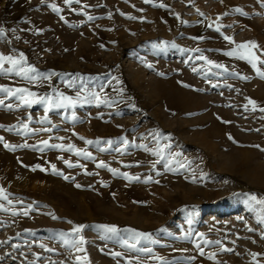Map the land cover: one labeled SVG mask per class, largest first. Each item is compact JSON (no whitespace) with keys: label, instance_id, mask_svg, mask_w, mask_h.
Here are the masks:
<instances>
[{"label":"rangeland","instance_id":"obj_1","mask_svg":"<svg viewBox=\"0 0 264 264\" xmlns=\"http://www.w3.org/2000/svg\"><path fill=\"white\" fill-rule=\"evenodd\" d=\"M51 5L62 8L64 0H0V28L7 33L0 37V52L17 56L23 52L40 74H52L50 80L36 84L14 75H0V85L27 87L40 95L62 92L70 96L81 90L83 80L86 90L81 91L86 96L100 93L111 103H88V107L78 103L74 108L50 112L39 103L13 110L0 107V125L23 122L36 130L21 126L19 131L10 132L0 127V187L5 194H11L13 201L12 205L5 202L9 211H0V264H264V255L255 261L253 257L254 253L264 254V223H258L264 218V205L258 203L264 200L261 177L236 178L228 173L224 176L226 183L215 190L210 182L217 170L209 173L204 169L203 148L189 140L207 126L201 118L208 107L237 113L236 118L247 125L242 133L249 138L264 133V78L246 60L224 54L238 44L254 41L258 45L255 54L264 60L260 56L264 51V2L80 0L60 17ZM237 7L243 12L232 11ZM81 8L87 15L81 13ZM225 12L229 14L218 20ZM88 15L96 19L89 21ZM214 22L225 27L216 31ZM126 26L130 33L120 41L117 31ZM111 33L115 39L106 44ZM147 33L153 38L145 36ZM225 35L234 37L235 43L226 41ZM72 37L75 39L71 44ZM79 39L88 46L80 53ZM150 53H156V60L164 64L147 68L150 84L154 82L155 87L162 73L166 78L178 77L185 90L208 98L207 107L173 115L164 127L158 122V141L153 139L156 134L151 130L159 108L155 94L145 84L134 85L128 74L130 64L144 67ZM201 54L227 66L229 71L217 76L212 73L222 69L213 67L209 73L211 66L195 59ZM257 67L264 71V63L258 62ZM193 68L199 71L194 72ZM232 71L249 79L233 76ZM68 80L78 87L69 88ZM0 99H5L6 104L18 103L3 94ZM118 134L128 141L147 144L150 149H160L164 157L182 153L177 159L187 167L174 164L179 170L169 171L161 156L135 144L118 152L117 148H124L122 140L115 139ZM108 139L114 141L111 146L105 143ZM87 140L101 143L88 144ZM44 141L65 147H45ZM4 143L37 147L12 150L5 148ZM68 145L91 153L92 158L68 151ZM165 145L170 147L165 150ZM101 147L107 150L101 151ZM66 161L76 166L69 167ZM100 161L108 167H99ZM36 165L40 167L33 170ZM119 173H128L129 177ZM149 177L151 182H145ZM231 189L236 191L234 196H228ZM29 205L33 208L26 216L22 209ZM77 225L86 226L76 237L78 240L82 236L86 241L79 251L61 242L65 236L71 240L69 232ZM110 226H116L118 232H109ZM137 233L144 234L137 237L139 247H125L123 241L133 242ZM204 240L221 243L209 245ZM224 248L232 251H223Z\"/></svg>","mask_w":264,"mask_h":264},{"label":"snow or ice","instance_id":"obj_2","mask_svg":"<svg viewBox=\"0 0 264 264\" xmlns=\"http://www.w3.org/2000/svg\"><path fill=\"white\" fill-rule=\"evenodd\" d=\"M150 0H145V3H149ZM262 2H264V0H262ZM64 3L66 5H69L71 6L73 3H80V0H64ZM160 7H166L165 5L163 4H160L159 5ZM51 7L53 8L54 11H57V12H61L62 9L57 7L56 5H51ZM71 11L75 12L76 9H71ZM81 13L84 14V15H87L86 12L83 11V8H81ZM141 11H143V9H141ZM232 11H235V12H243V9L237 7V8H234L232 9ZM229 13L228 12H225L221 15V17L218 18L219 19H222L223 15H228ZM201 15H203L201 13ZM132 19H135V17H130ZM96 19L95 17L91 16V15H88V20L91 21V20H94ZM184 23H187L186 21H182ZM215 30L216 31H221L222 27H225L224 25H220L218 23H215ZM208 27H214L213 24H209ZM15 31V30H13ZM7 33L5 31V29L3 28H0V37H6ZM16 39H19V37H16ZM194 39H203V37H195ZM224 39L226 41H230L232 43H235L234 41V37H231V36H227L225 35L224 36ZM258 48V45L256 44V42L254 41H248V42H244V43H241V44H238L236 46V48L232 49V50H228L226 51L224 54L229 56V57H234V58H238V59H242V60H246L247 62H249L250 64H252V66L254 68H256L257 70V74L261 77V78H264V71H261L258 67H257V63H264V60H261L259 56H257L254 52V49ZM191 51V50H189ZM195 51L197 53H202V50L201 49H195ZM260 56H264V51H262L260 53ZM189 59H193V58H189ZM195 59H199V60H204L207 62V64L211 67H209L208 69V72L211 73L212 72V68H216V69H222V71H218V72H215V73H212L214 75H217V76H223L225 72H228L229 69L227 66L223 65V64H220L218 62H214L210 59H208L207 57L203 56L202 54L198 57H195ZM8 65L7 67L5 65ZM149 67H151V65H149ZM193 71L194 72H198L199 69L197 68H193ZM231 75L233 76H236L240 79H249V77L247 76H244L243 74L239 73V72H235V71H232L230 73ZM0 75H5V76H16V77H19L21 78L22 80L24 81H27L28 83H31V84H36L37 82H40V83H43L44 81L46 80H50L51 79V73L49 74H40L38 69L35 68V66L33 65H30L27 61V58L26 56L24 55L23 52H20L17 55H13V54H4L2 52H0ZM161 75H163L161 73ZM66 84L69 88H75L76 85L71 81V80H68L66 81ZM219 86L218 84L217 85H213V87H217ZM81 90H86V85H84L83 81H81ZM81 90H78L76 92V96L73 97V96H69V95H66L62 92L59 93V95H48V94H43V95H40L36 92H33L31 91L29 88L27 87H11V86H4V85H0V94H3L4 97H6L8 100H12L13 98H15L18 103L16 105H13L12 103H5V99H0V107H6L8 110H13L14 107L16 108H19L21 106H31L33 104H43L45 106V111L46 112H50L52 111L53 109H64V108H68V107H72L74 108L78 103H80V97L82 95V91ZM58 90H54V93L57 92ZM84 100L87 102V103H95L96 106H99L101 104H107L109 103V98L104 95V97L102 98L101 97V94L100 93H96V92H93L91 97H88V96H84ZM249 102L250 103H254L253 101H251L249 99ZM245 109L247 110V105H245ZM255 110V109H254ZM73 118L75 119V116H73ZM45 120L48 119L47 116L44 117ZM21 126L24 128V129H28L29 131H36V130H33V129H29L28 128V124L27 123H18L17 125H11V126H7V125H0V127H4V128H7L8 131H19ZM43 131H48L50 129H42ZM81 139H85L84 137H80ZM153 139H158V136L157 135H154L153 134ZM3 138L0 137V141H2ZM87 143L88 144H100L101 141L100 140H96V141H93V140H87ZM105 143L108 145V146H111L114 141L111 140V139H108L107 141H105ZM122 143L124 145V148L121 149V148H117L116 151H121V150H124V151H127V147L129 145V141L127 140V137H124L123 140H122ZM42 144L45 146V147H51V148H57V149H64V145L62 144H50L49 142L47 141H44L42 142ZM135 147L137 148H144L146 151H151L153 153V155H156V156H161L162 159L165 160L164 162V167L167 168L169 171H172V170H179V168H183V167H187L186 164H184L182 161H180L179 159H177L178 157L182 156L183 154L182 153H168L167 157H164L162 156V152L160 149H150L148 147L147 144H135L134 145ZM4 147L5 148H9V149H12V150H15L16 148H29V147H37L36 145H29L27 143L25 144H21V145H12V144H9V143H4ZM165 150L167 148L170 147V145H165ZM40 151H43L44 148H40L39 149ZM67 150L68 151H74L76 152L77 155H82L84 156L85 158H92L91 156V153L89 152H86V151H83V150H79V149H76V146L75 145H68L67 146ZM101 151H106L107 149L104 148V147H101L100 149ZM62 159V158H61ZM66 163L69 165V167H74L76 166L72 161H66ZM139 163V162H137ZM178 165L179 168H174L173 165ZM40 167L39 165H36L33 170H35V168H38ZM99 167H102V168H106L108 167V165L103 162V161H100L99 162ZM152 168L155 169L156 168V163H153L152 164ZM53 169L55 170V165H53ZM111 171L113 172H116V169H110ZM120 175H123L125 176V178H128L129 177V174L128 173H119ZM65 179H69L68 176H65L64 177ZM132 179H139V177H132ZM145 182H151V177L147 178V180ZM158 182V181H157ZM76 187H81V185L77 184ZM10 195L11 194H5V191L2 187H0V211H9L10 209L5 207V202L8 204V205H12L13 204V201L12 199H10ZM253 200H257V198L255 196L252 197ZM18 203L20 204H23V201H18ZM259 204L261 205H264V200H259L258 201ZM33 206L32 205H29L28 206V209H22V212L24 215H29V212L30 210H32ZM19 213H16V212H13V215H18ZM54 219L56 218H59V217H55L53 216ZM258 223H264V218H262L261 220L258 221ZM86 227L85 225H77L75 228L71 229L70 232H69V236H71V240L68 238V236H65L63 239H62V243H64L66 246H71V247H74L76 248L78 251L81 250L80 249V245L86 243V241L83 239V237L81 236L78 240L76 239V237L82 232V229ZM250 231H255L254 229H249ZM109 232H118V229L116 228V226H110L109 227ZM144 234H140V233H137L136 236L133 237V242H129L128 240H124L123 241V244L125 247H128L130 249H136L139 247L140 245V241L137 237L139 236H142ZM264 235V234H262ZM205 244H220L221 241H209V240H204L203 241ZM41 247H44V245H41ZM197 247L199 248L200 245L197 244ZM50 251H52L51 249H49ZM142 251H145V252H151V249L149 248H142L141 249ZM223 251H232V249H227V248H224ZM204 252H203V249H201V255H203ZM113 255L115 256H120L122 255V253H113ZM214 255V254H213ZM260 255H264V254H260V253H254L253 254V257H254V261H255V258L260 256Z\"/></svg>","mask_w":264,"mask_h":264},{"label":"bare ground","instance_id":"obj_3","mask_svg":"<svg viewBox=\"0 0 264 264\" xmlns=\"http://www.w3.org/2000/svg\"><path fill=\"white\" fill-rule=\"evenodd\" d=\"M68 8L69 5L64 3V6L61 8L62 11L56 12L57 16H63ZM129 33L130 27L126 26L125 29L117 31V39L124 41L128 38L127 34ZM68 34L69 33L67 32L66 35ZM145 36L153 38L154 35L147 33ZM114 37L115 36H113L112 33L109 34L107 41H105L106 44L114 41ZM73 39H75V37H72L71 44L73 43ZM65 40L70 41V38L65 37ZM77 42V45H79L78 48H81H79V53L80 50L85 51L88 49L87 43L82 41V39H79ZM147 56V61L143 64L144 67L132 66V64H130L128 74L134 85L141 86L145 84L148 91L155 94L159 108L155 110L157 122H154L151 130H154V133L158 136V132L160 130L159 127H161L158 126V122H161L164 127L170 124L169 120L173 115H186L194 112V109H198L200 106L205 105V107H207L206 100H208V98H203L200 95L185 90L181 87L182 83L178 77L166 78L163 74V76H158V80L155 82V87L153 86L152 83L154 82L152 81L151 85L149 80L146 78L147 68L149 65H158L163 63H159V61L156 60V58H158L156 53H150ZM82 76L85 78L84 74ZM75 85L78 87V84ZM71 95L73 97L76 96V92H73ZM84 96H86V93L82 91V99L80 100V103L83 107H88V103L84 100ZM110 103L111 102L107 104ZM251 110L253 112L252 107ZM228 113L229 112L224 109L222 110L208 107L207 112L203 118H201V122L207 126L203 128L202 131H197L194 135L192 134V136L189 137L190 139L188 138L193 143H198L201 146V149L203 148L202 158L205 164L204 169H206L209 173L212 169L217 170L216 176H213L214 181L212 180V182H210L215 190L218 186H220V184L226 183L224 176L228 173L233 174L236 178H242L246 175H256L259 178L261 177V180L264 182V162L261 161V159L264 158V141L261 142V139H264V133H261L258 137H247V135L242 133L243 130H246L245 126L247 125L236 118V116H238L237 113ZM208 121L209 123H205ZM119 122H121V120H119ZM93 123L98 124L95 122ZM242 125L244 128H238ZM118 135L119 136L115 137V139L119 141L123 140L124 137L120 134ZM156 140L158 141L159 139ZM129 142V145L138 144L136 141ZM232 182H235L232 183L234 184L233 186H235L236 181L233 180ZM235 192V189H231L228 196L232 194L234 196ZM200 193L208 195V192L206 191H201Z\"/></svg>","mask_w":264,"mask_h":264}]
</instances>
